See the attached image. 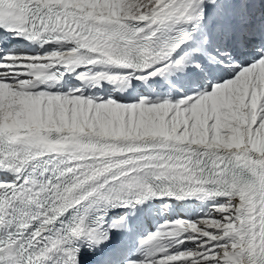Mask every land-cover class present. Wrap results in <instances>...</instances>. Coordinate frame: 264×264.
I'll use <instances>...</instances> for the list:
<instances>
[{"label":"snow or ice","instance_id":"1","mask_svg":"<svg viewBox=\"0 0 264 264\" xmlns=\"http://www.w3.org/2000/svg\"><path fill=\"white\" fill-rule=\"evenodd\" d=\"M0 264H264V0H0Z\"/></svg>","mask_w":264,"mask_h":264}]
</instances>
